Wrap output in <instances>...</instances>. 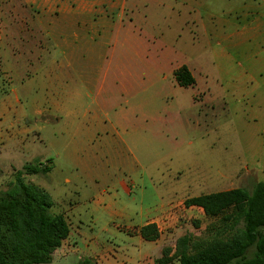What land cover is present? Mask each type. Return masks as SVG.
<instances>
[{
	"label": "rangeland",
	"instance_id": "obj_1",
	"mask_svg": "<svg viewBox=\"0 0 264 264\" xmlns=\"http://www.w3.org/2000/svg\"><path fill=\"white\" fill-rule=\"evenodd\" d=\"M11 1L0 0V191L16 182L25 165L52 163L50 172L25 174L24 182L61 196L66 206L87 205L90 197L103 193L109 198L106 205L136 216L142 190L176 185L180 194L199 193L187 184L199 180L206 168L241 171L232 183L236 188L251 190L264 182V48L253 44L250 53L241 54L232 43L233 24L242 23L233 10L244 2L258 9L261 0H225L222 5L221 0H197L204 3L202 10L197 8L172 35V17L163 11L172 0H145L138 10L155 22L154 35H146L144 24L132 27L125 19L116 21L123 27L113 34L96 27L79 38L71 23L60 28L52 22H46L53 25L49 37L36 28L15 35ZM222 8L228 12L222 14ZM74 50L81 62L70 66L65 53ZM47 58L58 63L48 64ZM159 60L161 67L151 69L150 63ZM243 62H251L250 67ZM181 63L194 69L198 84L179 85L173 67ZM124 71L137 74L130 96L137 113L125 110L128 97L117 78ZM143 110L165 116L143 119ZM54 116L63 117L57 121ZM252 169L258 178L244 174ZM62 198L55 212L62 209ZM200 215L184 220L173 238L200 234L212 221ZM112 230L105 235L114 243L132 247L133 237L123 231L115 237Z\"/></svg>",
	"mask_w": 264,
	"mask_h": 264
},
{
	"label": "crops",
	"instance_id": "obj_2",
	"mask_svg": "<svg viewBox=\"0 0 264 264\" xmlns=\"http://www.w3.org/2000/svg\"><path fill=\"white\" fill-rule=\"evenodd\" d=\"M144 1L12 0L11 3H8L10 11L12 12L9 14L11 21L10 28L15 31V35L18 31L26 32L27 30L35 28L40 30L44 29L46 35L48 34L47 37H49L51 35L50 28L55 23L60 28L66 27L71 23L77 27L76 36L79 38L80 32H90L96 27L106 33L113 34L117 28L121 29L123 27L122 25L116 24V21L129 19L132 27L134 24H144L146 29L143 27V30H145L146 35H154L157 30L155 22H152L150 18V22H148V16L139 13L138 10V6L143 5L145 3ZM261 1L263 7H258V9L244 2L241 8L233 10L239 15V20L242 23L238 22L239 24H233L232 43L241 54L250 53L247 49L253 44H257L260 51L264 48V0ZM222 4H225V0H221L220 5ZM202 6H204V3L198 2L197 0H172L165 4L163 11H166L173 20L171 24L172 28L168 30L169 34H176L177 31H180V28H183L182 26H186L189 18L192 17V13L198 12L197 8ZM261 8L263 9L261 10ZM200 9L202 10V8ZM221 10L222 12L225 11L222 14L228 12L225 8ZM195 18L197 20L199 19L200 22L204 20L201 14H195ZM46 22H52L53 25H47ZM125 31L133 33L128 28ZM140 36L143 37V33ZM79 53L78 50H74L69 54L65 53V58L70 66H75L80 61ZM248 60L250 61V59ZM47 62L51 65L58 63L53 58L48 59ZM86 62L89 63L87 60ZM155 62L150 63L152 65L151 69L158 70L161 67L160 60ZM242 64L250 67L251 62H243ZM183 65H186L193 74L196 80L193 85L198 84V79L194 73L195 71H193L194 69L187 64L181 63L173 67V74ZM123 67L124 64L118 66V68ZM152 73L155 74L154 71ZM141 74L145 75L142 72ZM107 75L108 73H105V76ZM115 75L116 73H114ZM136 75L132 71H124L117 77L122 86L123 94L128 97L125 106L127 113H135V109L138 107L132 106V103L130 104V96L132 94L133 83L136 81ZM199 99L201 100L199 103L204 101L202 97ZM194 104H197V102L194 101ZM175 107L177 109L179 105L176 104ZM176 109L175 111H177ZM172 113L175 115V112ZM66 116L68 118L74 117V112L66 114ZM164 116L161 112H156L155 116L145 110L141 112V118H153L154 121L162 120ZM62 117L54 116L57 121H60ZM94 129L95 125L88 126V132ZM201 138H205V136L203 135ZM205 164L206 166H210L215 163L205 161ZM50 165L53 166L52 163ZM253 173L258 178L259 173L255 169L244 172L247 175H253ZM240 174L241 171L232 174L218 167L216 170H208L206 168L203 176L199 180H194V183L187 184L189 189L199 192L193 195L180 194L176 189V185H167L163 191L158 190L155 186H153L151 191L142 190L139 211L136 216H131L127 212L118 211L106 205V201L109 198L103 193L93 195L90 197L91 199L89 198L87 205L81 206L76 204L66 206L67 201L64 198L58 195H51L55 204L58 203L59 198H62V209H59L57 212L63 213L67 218L70 225V234L63 241L62 245L54 251L53 259L49 264H86L87 260L90 262L88 264H158L157 260L163 257L164 248H171V255L174 254L177 240L181 236L188 234L185 233L177 236L175 239L173 238L174 234H177V229L182 226V222L188 217L191 218L194 213L205 215L201 207L186 206L185 201L195 196L234 189L236 187L232 186V183L239 178ZM66 181L68 183L72 182L70 178H67ZM123 183H126V181ZM229 184L231 186L225 188ZM193 221L194 223L199 221L200 228L202 227L201 220L195 219ZM148 224H154L156 226L159 233L158 238L152 240L143 237L140 229ZM111 228L113 229L112 236L116 237L118 231H123L133 237L135 242L132 247L122 248L120 245L114 243L111 240L112 238L106 236L105 232ZM171 264H177V262L174 261Z\"/></svg>",
	"mask_w": 264,
	"mask_h": 264
},
{
	"label": "trees",
	"instance_id": "obj_3",
	"mask_svg": "<svg viewBox=\"0 0 264 264\" xmlns=\"http://www.w3.org/2000/svg\"><path fill=\"white\" fill-rule=\"evenodd\" d=\"M174 74L181 86L196 82L186 65ZM51 169L41 162L27 164L17 171L16 182L0 191V264L50 263L69 236L67 218L53 210L51 194L23 180L25 174H46ZM185 205L201 207L212 221L200 234L181 236L174 254L164 248L158 264H264V182H256L251 190L237 187L191 197ZM195 225L200 228L199 221ZM140 232L147 239L159 236L154 224Z\"/></svg>",
	"mask_w": 264,
	"mask_h": 264
}]
</instances>
